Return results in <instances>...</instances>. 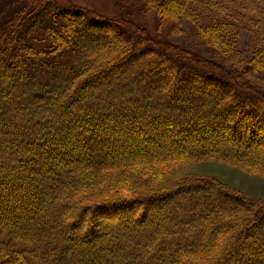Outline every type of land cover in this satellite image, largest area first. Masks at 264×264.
Listing matches in <instances>:
<instances>
[{
  "label": "trees",
  "instance_id": "trees-1",
  "mask_svg": "<svg viewBox=\"0 0 264 264\" xmlns=\"http://www.w3.org/2000/svg\"><path fill=\"white\" fill-rule=\"evenodd\" d=\"M232 1L120 0L112 17L0 1V264H264V201L143 179L203 158L264 176V87L247 78L264 81V38L236 49L263 0ZM184 21L205 52L171 40Z\"/></svg>",
  "mask_w": 264,
  "mask_h": 264
},
{
  "label": "rangeland",
  "instance_id": "rangeland-1",
  "mask_svg": "<svg viewBox=\"0 0 264 264\" xmlns=\"http://www.w3.org/2000/svg\"><path fill=\"white\" fill-rule=\"evenodd\" d=\"M1 1V0H0ZM20 1V0H19ZM120 0H58L61 4H68L71 2L72 4H76L81 7H85L87 9H92L97 11L100 14L112 17L118 14V10L116 8V3ZM134 1V0H133ZM138 2V0H136ZM236 0L228 3V10L234 14L235 11V4ZM249 2V1H248ZM6 4V1L2 2V6ZM247 7V6H246ZM249 7L255 8V5H250ZM260 9L261 17H259L260 21L256 24L246 22L243 23L240 27V37L237 39V46L236 49L238 52L244 54L242 56L249 58L252 55L255 45L261 42V38H264V0L258 6ZM257 8V7H256ZM256 10V9H255ZM193 12L195 10L193 9ZM196 14L198 15L199 23L211 21L216 17L215 14L209 12V10L205 9L204 6L199 5V11L196 10ZM226 15L225 11H221L220 14L217 16H224ZM240 16L242 15H250L252 13L250 11H241L239 13ZM249 17V16H248ZM257 20V18H255ZM144 22L147 24L150 32L152 34L156 33V21H155V13L152 12L147 15ZM170 39V38H169ZM171 40L174 42L189 48L190 50L194 51V53L201 54V52H205V44L198 39L195 38L193 34V26L189 21H184L183 25V34L180 36L171 37ZM264 80V74H262ZM247 78L254 80L258 86L264 87V81L259 80V77L248 75ZM213 82V81H212ZM212 82H208L206 86H213L221 87L219 85H214ZM196 84H201L200 81L196 82ZM216 87V88H217ZM196 89V85H190L189 93L194 92ZM192 94V93H191ZM218 138V137H217ZM217 140V141H214ZM214 142L216 143L219 141H224L221 138H214ZM232 140H226L227 143H231ZM236 141V140H233ZM243 143V141H240ZM134 143H132L133 145ZM257 145V144H253ZM109 147V145H108ZM155 176H144V180H150V183H156L159 185L161 182H167L172 180H177L179 178H214L218 181L222 182L223 185L227 187L229 190H234L232 192H237L247 196L248 198L254 199L255 201H264V176L260 175L255 172H250L244 170L242 167L235 166L231 163L210 159V158H203L189 163H172L170 165H165L162 169V172L155 173ZM142 177H140L141 179ZM152 183V184H153ZM50 192V190H49ZM39 207V206H38ZM36 207V208H38ZM35 208V209H36ZM13 213L16 215L25 214L26 216L30 215L29 211H16L13 210ZM22 212V213H21ZM15 216V215H14ZM7 216L4 217V221L8 218ZM7 221V220H6ZM19 221H27L31 222L34 221L33 218H29L28 220L25 217H21ZM89 245V244H87ZM92 245H89V248Z\"/></svg>",
  "mask_w": 264,
  "mask_h": 264
}]
</instances>
